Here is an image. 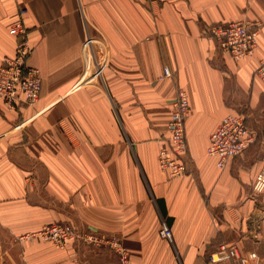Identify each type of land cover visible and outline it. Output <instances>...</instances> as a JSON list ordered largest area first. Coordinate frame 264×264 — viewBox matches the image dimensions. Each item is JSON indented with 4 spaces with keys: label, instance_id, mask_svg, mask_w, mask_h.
<instances>
[{
    "label": "crops",
    "instance_id": "1",
    "mask_svg": "<svg viewBox=\"0 0 264 264\" xmlns=\"http://www.w3.org/2000/svg\"><path fill=\"white\" fill-rule=\"evenodd\" d=\"M23 9L42 87L34 104L0 102V264H119L105 247L31 236L51 223L118 238L129 264H210L222 243L264 264V190L252 192L264 171V0H0V65ZM239 20L257 24V47L234 62L203 32ZM86 34L97 44L85 52ZM177 89L192 110L189 171L169 179L157 156ZM228 115L256 139L219 170L206 151Z\"/></svg>",
    "mask_w": 264,
    "mask_h": 264
},
{
    "label": "built area",
    "instance_id": "2",
    "mask_svg": "<svg viewBox=\"0 0 264 264\" xmlns=\"http://www.w3.org/2000/svg\"><path fill=\"white\" fill-rule=\"evenodd\" d=\"M25 13L26 10H19L17 20L9 26V34L18 40L14 55L5 57L0 65V102L10 111L22 105L34 104L41 94L40 73L27 65L32 47L27 40V32L23 25ZM203 33L204 37L216 44L217 50L223 56L234 62L252 57L257 47V24L251 20L214 24L205 28ZM254 76L264 85V60L260 61ZM172 78L171 69L164 67L160 80ZM191 112L186 92L177 89L165 123L164 143L157 156L159 170L169 179L181 178L189 171V163L186 160L185 122ZM255 139L256 132L246 125L242 115H228L210 135L206 153L215 160L216 168L222 170L230 159L246 152ZM263 190L264 171H261L253 182L252 192L260 194ZM31 236L51 242L57 247H67L77 241L96 248L105 247L115 254L119 264H129V251L118 238L105 237L97 233L80 234L68 223L44 225ZM160 236L171 242V232L164 220L161 221ZM256 258L255 253L244 256L235 245L222 243L211 256L210 264H252L251 262Z\"/></svg>",
    "mask_w": 264,
    "mask_h": 264
},
{
    "label": "rangeland",
    "instance_id": "3",
    "mask_svg": "<svg viewBox=\"0 0 264 264\" xmlns=\"http://www.w3.org/2000/svg\"><path fill=\"white\" fill-rule=\"evenodd\" d=\"M83 44H84V46H83V48H84V51L85 50H87V48H88V44H97V43H94V41H92L91 39L89 40V38H88V34H86V37H85V39H84V42H83ZM86 52V51H85ZM84 52V53H85ZM88 54V53H87ZM91 67V66H90ZM90 67H86V72L87 71H89V68ZM92 72L93 73H98L99 72V70L98 69H93L92 68ZM65 224H67V223H65ZM69 224V223H68ZM73 226V225H72ZM74 227V226H73ZM76 228V227H75ZM77 229V228H76ZM78 230V229H77ZM39 231V230H38ZM78 232L80 233V234H84V233H82V232H80L79 230H78ZM36 233V232H35ZM97 234H99V233H97ZM100 235H102V236H105V235H103V234H100ZM105 237H109V236H105ZM51 243V242H50ZM74 243H82L83 245H85V246H87V247H90L89 245H87V244H85V243H83L82 241H77V242H74Z\"/></svg>",
    "mask_w": 264,
    "mask_h": 264
}]
</instances>
